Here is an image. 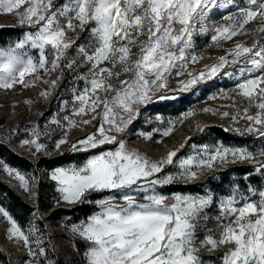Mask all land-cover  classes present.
<instances>
[{
  "label": "snow or ice",
  "instance_id": "snow-or-ice-1",
  "mask_svg": "<svg viewBox=\"0 0 264 264\" xmlns=\"http://www.w3.org/2000/svg\"><path fill=\"white\" fill-rule=\"evenodd\" d=\"M230 6L237 12L224 17L227 23L211 29L214 43L245 34V26L253 21L260 22L256 31L264 34V0H246L243 7L235 5V0H64L60 4L54 0H0V13L16 15L21 25L35 29L13 46L0 48V89H11L18 83L34 86L41 71L60 72L56 79L44 81L49 86L40 95L47 98L59 86L64 69L75 71L87 66V73L75 77L84 81L83 89H71V116L65 115L63 122L54 116L49 122L62 129L60 138L54 141L55 148L69 143L68 130L90 125L97 116L96 131L71 142V149L87 152L106 144L117 145L114 150L92 155L82 166L58 167L51 173L60 193L57 203L75 204L88 200L90 193H110L95 201L99 212L71 225L70 230L88 242L83 254L86 264H201L195 246L197 228L202 219H209L206 210L214 202L212 193H174V202L168 204V197L157 187L176 179L195 180L217 164L264 157V148L252 152L247 146L221 143L212 149L193 144V154L178 160L174 158L179 149L153 160L126 144V132L139 117L140 106L177 98L160 90L168 88L169 76L183 73L189 60L200 59L190 54L194 35L209 31L214 10ZM85 31L90 33L88 41L77 44L79 33ZM69 33L77 35L73 38ZM73 48L75 55L71 56ZM27 49L37 50L38 56L30 55ZM226 64H239L223 74L239 81L236 90L247 104L234 115L224 112L222 116L246 120L244 131L264 140V43H236L217 63L198 74L189 73V78L180 82V90L187 92L201 81L213 79ZM124 73H131L130 78L121 80ZM26 75L32 79L25 80ZM252 107L255 114H249ZM68 108L69 101H63L61 111ZM89 115L91 120L84 118ZM182 115L187 118L194 113ZM168 123L163 136L172 131L173 122ZM22 131L28 138L20 141L21 147L33 156L48 153L47 144L41 142L47 132L42 133L38 125ZM140 135L150 139L152 133ZM0 165L25 191H31L29 179L3 160ZM169 165H175L177 171L162 175ZM256 168L264 171V162H257ZM258 195V202L239 198L238 187H234L219 198V238L207 235L201 244L211 249L227 245L222 264H264V190ZM140 196L143 203L138 202ZM118 199L123 203H117ZM0 216L10 225L8 237L27 250L26 264L33 259L37 264L41 260L55 264L48 259L44 246L50 237L37 225L25 231L4 207H0Z\"/></svg>",
  "mask_w": 264,
  "mask_h": 264
},
{
  "label": "rangeland",
  "instance_id": "rangeland-1",
  "mask_svg": "<svg viewBox=\"0 0 264 264\" xmlns=\"http://www.w3.org/2000/svg\"><path fill=\"white\" fill-rule=\"evenodd\" d=\"M63 2L64 0H54V3L57 4ZM235 5L246 6V0H235ZM236 12L237 8L231 6L226 9L214 10L208 22L209 31L194 35L193 49L190 54L200 59L196 62L189 60L183 73L169 76L168 88L160 90V93L176 96V99L140 106L139 117L126 132V144L129 148L137 149L153 160H158L167 152L175 149H179V152L174 160L186 157L193 154V144L198 147L207 145L209 149L221 143L225 146H247L248 150L252 152H259L264 148V140L259 139L256 134H248L244 131L247 126L246 120L233 121L229 117L222 116L224 112L234 115L247 104V101L240 97L236 90L239 81L223 74L226 71L237 69L239 64H226L213 79L201 81L187 92L180 90V82L187 80L189 73L198 74L206 66L217 63L218 58L227 55L230 50L234 49L236 43L247 42L248 46L257 41L264 43V35L256 31L261 26L258 21L246 25L247 31L243 35H237L227 41L220 40L219 43L212 41L213 32L211 29L227 23L224 17L234 16ZM7 27L21 28L22 31L18 38L7 37L0 43V48L13 46L23 39L25 33L35 31L28 25H21L18 16L0 13V28ZM69 35L75 38L77 33H69ZM89 37L88 31L79 33L77 44L86 43ZM141 39H145V37H141ZM27 51L34 57L38 56L35 49H27ZM69 54L74 56L75 48L71 49ZM243 59L244 57L240 58V60ZM105 66L111 67V65ZM87 70V66L78 67L75 71L64 69L59 86L47 98L40 95L49 86L44 81L56 79L60 72L45 73L41 71L40 79L34 86L24 87L18 83L11 89H0V143L2 144L0 160L29 179L31 190L25 191L20 182L14 176L3 171L2 165H0V180L21 196L27 206L22 210L17 209V216L12 215L2 204L0 207H4L25 231L35 224L46 237H50L44 246L48 250V259L55 261V264H86L83 254L89 246L88 242L75 235L70 230L71 225L86 221L89 216L99 212L100 207L95 201L110 195L107 191L94 192L90 193L88 200L83 202L68 204L61 201L57 203L60 193L57 191V182L51 179V173L58 167L82 166L92 155L104 150H114L117 147V145L106 144L87 152H76L71 149V142L96 131L100 120V117L97 116L90 125H82L68 130L69 143L62 145L60 149L55 148L54 141L60 138L62 129L49 122L54 116L60 118L62 122L65 115L71 116V89L73 87L83 89L84 87V81H77L75 77L87 73ZM130 76L131 73H124L120 79L127 80ZM31 79L32 77L25 76V80L30 81ZM114 83L119 86V80ZM222 92L225 94L223 97L221 96ZM29 100L31 103H26ZM65 100L69 101V108L61 111L62 102ZM233 101H236L235 106H233ZM159 103H169L172 106L167 111L160 112L158 111L159 106H157ZM97 111L99 112L100 109ZM188 111H192L194 115L184 118L182 114ZM255 111L256 109L252 107L249 109V114H255ZM157 116L162 119L158 120ZM84 118L92 119L91 115ZM170 120L173 122L172 131L168 136H163L162 130L169 127L168 121ZM32 125H38L42 133L47 132V135L41 137V142L47 144V154L37 153L33 156L29 150L20 146V141L28 138L22 130L30 128ZM212 127L220 128L228 135L235 136L236 139L222 142L218 133L212 131ZM155 129L161 131L155 132ZM237 129L240 131H236ZM141 132L152 133V136L150 139H146L145 136L140 135ZM237 137L241 138V141ZM119 138L121 137L118 136ZM257 162H264V157L257 155L254 161L217 164L211 170L203 171L195 180L176 179L172 184L157 187L159 193L168 197L166 200L168 204L174 202L172 199L174 193L202 195L208 192L212 193L214 202L206 210L209 219L207 221L202 219L197 228L195 246L199 249L198 255L201 264H222V257L228 247L225 245L211 249L210 246L201 244L207 235L219 238L216 221V217L219 215V209L216 207L219 198L230 194L234 187H238L239 198L259 201L258 193L264 190V171L257 170ZM247 165L251 166V171L247 173H242V169L237 168ZM176 171L175 165H169L162 175ZM251 176L253 177L250 178ZM138 202H144L142 196L138 197ZM117 203H123V201L118 199ZM37 217L43 219H37ZM9 226L7 220L0 216V264H26L27 250L8 237ZM81 242L86 247L83 251H79L77 247V244ZM31 264H37V261L33 259ZM40 264H44V261L41 260Z\"/></svg>",
  "mask_w": 264,
  "mask_h": 264
},
{
  "label": "trees",
  "instance_id": "trees-1",
  "mask_svg": "<svg viewBox=\"0 0 264 264\" xmlns=\"http://www.w3.org/2000/svg\"><path fill=\"white\" fill-rule=\"evenodd\" d=\"M21 28H0V43L5 41L7 37H15L18 38L21 33ZM264 35V34H263ZM159 106L158 111L165 112L167 109L171 108L172 105H169V103H159L157 104ZM212 131H215L218 133V137L222 140V142H228L229 139H236L235 136L228 135L227 132L222 131L220 128L212 127ZM237 139L241 141V138ZM2 144L0 143V153ZM237 168L242 169V173L250 172L251 166H238ZM251 176L250 178H252ZM0 204H2L12 215H18L16 212L18 210H22L23 208H26L25 202L22 201L21 196L16 194L7 184H5L3 181L0 180ZM87 213V212H86ZM77 247L79 248V251H83L86 247L81 242L80 244H77ZM1 254V252H0Z\"/></svg>",
  "mask_w": 264,
  "mask_h": 264
}]
</instances>
